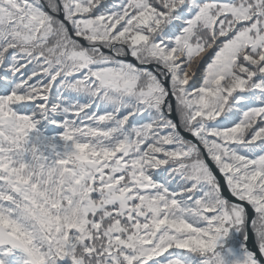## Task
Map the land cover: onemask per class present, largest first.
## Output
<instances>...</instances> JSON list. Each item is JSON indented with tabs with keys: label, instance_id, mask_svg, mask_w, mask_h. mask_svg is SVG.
I'll use <instances>...</instances> for the list:
<instances>
[{
	"label": "snow or ice",
	"instance_id": "1",
	"mask_svg": "<svg viewBox=\"0 0 264 264\" xmlns=\"http://www.w3.org/2000/svg\"><path fill=\"white\" fill-rule=\"evenodd\" d=\"M0 264H264V0H0Z\"/></svg>",
	"mask_w": 264,
	"mask_h": 264
}]
</instances>
